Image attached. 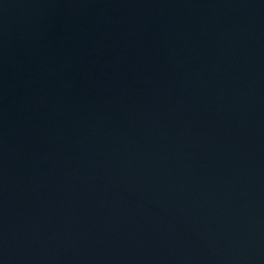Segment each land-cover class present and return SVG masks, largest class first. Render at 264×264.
<instances>
[{"label":"water","instance_id":"95a60500","mask_svg":"<svg viewBox=\"0 0 264 264\" xmlns=\"http://www.w3.org/2000/svg\"><path fill=\"white\" fill-rule=\"evenodd\" d=\"M0 264H264V0H0Z\"/></svg>","mask_w":264,"mask_h":264}]
</instances>
